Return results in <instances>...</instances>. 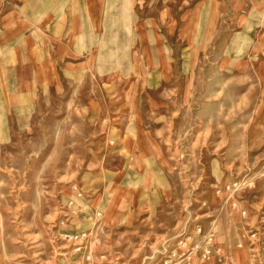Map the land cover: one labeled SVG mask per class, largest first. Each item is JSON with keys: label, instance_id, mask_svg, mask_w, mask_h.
I'll list each match as a JSON object with an SVG mask.
<instances>
[{"label": "rangeland", "instance_id": "obj_1", "mask_svg": "<svg viewBox=\"0 0 264 264\" xmlns=\"http://www.w3.org/2000/svg\"><path fill=\"white\" fill-rule=\"evenodd\" d=\"M234 3L211 0L210 42L179 43L178 75L141 66L21 111L0 146V264H264V12Z\"/></svg>", "mask_w": 264, "mask_h": 264}, {"label": "crops", "instance_id": "obj_2", "mask_svg": "<svg viewBox=\"0 0 264 264\" xmlns=\"http://www.w3.org/2000/svg\"><path fill=\"white\" fill-rule=\"evenodd\" d=\"M248 1L235 0L233 10H247ZM210 4L0 0V146L21 122V111L38 108L46 96L59 97L68 90L98 93L94 81L108 77L122 83L138 75L141 66L162 76L178 75L179 43L187 39L198 48L210 42ZM249 10L256 23L264 0H252ZM200 22L201 29L192 31ZM95 106L92 98L86 102L89 109Z\"/></svg>", "mask_w": 264, "mask_h": 264}, {"label": "built area", "instance_id": "obj_3", "mask_svg": "<svg viewBox=\"0 0 264 264\" xmlns=\"http://www.w3.org/2000/svg\"><path fill=\"white\" fill-rule=\"evenodd\" d=\"M199 232H200V230H199ZM179 245H180L182 248H184V246H185V244H184V243H181V242L179 243ZM78 250H80V249H78ZM168 258H170V259H168V260H164V259H163L164 261H167L166 264H168V263L170 262V260H171V257H170V256H169Z\"/></svg>", "mask_w": 264, "mask_h": 264}]
</instances>
